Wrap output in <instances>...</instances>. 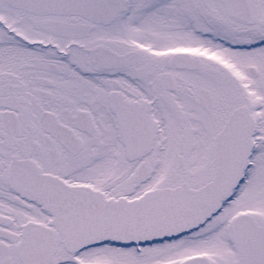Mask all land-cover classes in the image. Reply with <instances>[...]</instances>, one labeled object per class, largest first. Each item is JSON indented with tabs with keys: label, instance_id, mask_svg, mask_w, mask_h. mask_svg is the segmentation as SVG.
I'll list each match as a JSON object with an SVG mask.
<instances>
[{
	"label": "snow or ice",
	"instance_id": "snow-or-ice-1",
	"mask_svg": "<svg viewBox=\"0 0 264 264\" xmlns=\"http://www.w3.org/2000/svg\"><path fill=\"white\" fill-rule=\"evenodd\" d=\"M0 264H264V0H0Z\"/></svg>",
	"mask_w": 264,
	"mask_h": 264
}]
</instances>
